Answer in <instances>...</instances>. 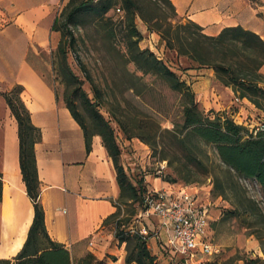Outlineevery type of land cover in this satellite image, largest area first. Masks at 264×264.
Returning a JSON list of instances; mask_svg holds the SVG:
<instances>
[{"label": "rangeland", "instance_id": "rangeland-1", "mask_svg": "<svg viewBox=\"0 0 264 264\" xmlns=\"http://www.w3.org/2000/svg\"><path fill=\"white\" fill-rule=\"evenodd\" d=\"M138 1L141 16L136 17L133 25L121 10V0H117L104 19L88 13L79 16L77 26H71L77 42L67 56L75 79L64 72L58 46L37 50L34 55L46 64L44 75L58 99L65 105L67 102L73 105L90 134L104 129L101 120L107 122L119 148V163L134 183L141 180L143 185H150L152 182L147 179L159 178L166 188L186 187L197 192L202 202H211L208 208L214 209L218 219L210 221L206 234L216 253L201 254L186 262L176 255L171 260V255L163 252L157 264H249L251 260L264 264V193L261 187L255 180L223 173L218 176L221 188L216 190L213 174H218L215 168L221 164L220 159L213 146L200 144L194 137L187 136L185 99L165 79L152 72H143L132 61L136 49L149 50L190 87L201 77L195 72L188 73L190 67L196 65L164 47L157 33L159 24L167 27L165 19L172 17L171 8L161 0ZM5 14L6 7L0 3V28L8 23ZM155 16L160 17L159 22L152 20ZM133 28L140 34V40L132 34ZM205 77L210 79L208 97L204 99L191 87L205 114L214 110L238 123L245 122L247 126L264 120V114L249 115L242 120L243 116L239 115L243 106L241 99L231 88L220 84L215 73ZM14 91L15 87L11 92ZM216 97L223 105H229L225 111L209 109L208 102L212 103ZM195 158L203 164L196 165ZM117 203L118 200L116 205H119ZM120 208L119 216L104 228L106 237L115 238L116 222L131 235L140 234L147 224H156L154 217H138L142 208L139 202L129 201ZM121 246L128 254L127 244ZM132 247L133 244L129 249Z\"/></svg>", "mask_w": 264, "mask_h": 264}, {"label": "crops", "instance_id": "crops-1", "mask_svg": "<svg viewBox=\"0 0 264 264\" xmlns=\"http://www.w3.org/2000/svg\"><path fill=\"white\" fill-rule=\"evenodd\" d=\"M170 1L180 18L196 23L206 35L217 36L225 28L239 26L264 41V0ZM68 2L0 0L8 20L0 28V252L9 251L19 237L23 238L14 254H0V258H13L22 250L34 219V206L20 168L18 123L2 95L20 86L32 123L42 133L41 141L35 145V157L40 203L50 238L70 252L73 262L91 253L107 264H126L125 249L116 238L105 236L103 226L104 220L116 211L114 204L120 195L114 163L97 135L87 150L82 127L46 80V64L34 55L37 50L58 46L60 34L52 27ZM192 72L201 76L192 83V90L205 99L210 94V79L205 76L212 77L214 71L190 67L188 73ZM260 72L264 75V65ZM239 101L243 105L239 111L242 120L264 114L247 99ZM208 105L216 111L229 107L217 97ZM147 182H152L147 185L149 189L166 188L159 178ZM205 204L210 206L211 202L207 200ZM154 219L155 225L145 227L149 231L147 246L157 260L164 256L163 252L172 260L176 254L166 248V236L153 235L159 227ZM217 219L214 209L209 208L208 226Z\"/></svg>", "mask_w": 264, "mask_h": 264}, {"label": "trees", "instance_id": "trees-1", "mask_svg": "<svg viewBox=\"0 0 264 264\" xmlns=\"http://www.w3.org/2000/svg\"><path fill=\"white\" fill-rule=\"evenodd\" d=\"M161 1L166 3L173 13L171 18L165 19L167 27L159 24L157 29L166 48L175 51L178 57L189 59L196 65L195 68L191 67L193 69H212L220 84L231 88L239 99H247L257 109L264 111V75L260 72L264 65V41L260 36L239 26L225 28L217 36L206 35L196 23L180 18L170 0ZM116 3L117 0H69L54 21L52 29L61 33L58 55L61 57L64 72L71 78L75 79V76L67 64V56L77 42L71 26H77L79 16L85 13L94 15L97 19H104ZM121 7L133 25L136 17L140 15L139 1L121 0ZM152 20L159 22L160 17L155 16ZM172 20L176 23L173 24ZM149 30L155 31L153 28ZM132 34L140 40V34L135 28ZM133 54L132 61L140 70L155 73L165 79L170 87L185 99L184 128L189 130L187 136H192L200 144L211 145L216 149L221 162L215 168L218 174L217 172L213 174L216 190L221 188L218 176L226 173L229 176L236 174L255 180L264 193V131L239 124L228 115L214 110L205 114L200 109L191 87L153 52L136 49ZM21 93L22 87L17 86L14 92L2 95L18 123L20 168L27 195L34 206V219L22 250L13 258H0V264H107L91 253L73 262L70 252L50 238L45 225L44 209L40 203V183L35 157V145L41 141L42 133L33 125L30 112L21 99ZM66 107L84 131L87 150L90 151L92 137L97 135L102 139L103 146L114 163L120 189L117 203L119 205L114 204L116 211L104 220L103 226L116 219L121 213L120 206L126 205L129 201L139 202L142 210L144 198L150 189L143 185L141 180L134 183L127 176L119 163V148L107 122L101 120L104 129L96 134H90L73 105L67 102ZM194 162L196 165L203 164L197 158ZM1 189L0 182V201ZM115 224V238L120 244L126 243L128 246L126 264H157V258L149 250L146 238L138 233L131 235L126 232L125 228H121L120 222ZM131 244L133 247L130 250ZM258 262L259 260H251L249 264Z\"/></svg>", "mask_w": 264, "mask_h": 264}, {"label": "built area", "instance_id": "built-area-1", "mask_svg": "<svg viewBox=\"0 0 264 264\" xmlns=\"http://www.w3.org/2000/svg\"><path fill=\"white\" fill-rule=\"evenodd\" d=\"M120 12V9L117 10ZM244 125V124H243ZM247 126V125H245ZM264 131V120L256 125ZM209 206L186 187L150 189L143 201L139 218L154 217L158 230L154 237L166 236V248L183 259H194L198 255H212L216 249L206 234L209 225ZM144 227L140 235L146 238Z\"/></svg>", "mask_w": 264, "mask_h": 264}, {"label": "bare ground", "instance_id": "bare-ground-1", "mask_svg": "<svg viewBox=\"0 0 264 264\" xmlns=\"http://www.w3.org/2000/svg\"><path fill=\"white\" fill-rule=\"evenodd\" d=\"M22 236L19 237V239L15 242V244L11 247V249L9 251L6 252H0V254L2 255H10V254H14L21 246L22 243Z\"/></svg>", "mask_w": 264, "mask_h": 264}]
</instances>
